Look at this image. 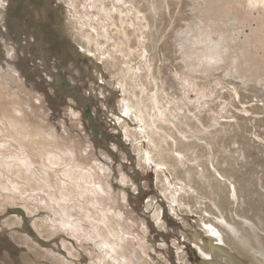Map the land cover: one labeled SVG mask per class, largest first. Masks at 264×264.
Here are the masks:
<instances>
[{
  "label": "rangeland",
  "instance_id": "1",
  "mask_svg": "<svg viewBox=\"0 0 264 264\" xmlns=\"http://www.w3.org/2000/svg\"><path fill=\"white\" fill-rule=\"evenodd\" d=\"M126 1V5H124V2L108 1L111 5L115 3L117 8L113 9L114 16L109 17L105 28L111 36L115 37V42L119 44L123 42L124 46H126V43L132 45V40L134 38L136 40V37L130 35V40L127 41L125 36L126 43L119 38L118 30L122 31V25L133 28L135 35L137 33L141 34L142 30L144 33H154L152 34V41L153 39L157 40L159 46L158 50V46H151L153 47V55L155 50L158 51L153 61L154 69L157 76L170 81L167 84V94L164 93V106L173 109L171 116L179 117L180 120L184 121L181 123L182 130L188 137L183 139L198 143L188 153V165L194 168V180L199 183L202 182L198 179V174H202L200 162H202L206 173L211 171L208 175H212V178L217 175V170H221V172L232 170L233 172H230L233 175L240 176L242 174L239 180H245L249 184L246 189L252 191L251 195L254 192L258 197L257 199H261L256 203L264 202L256 188L264 185V90L251 87L253 82L251 84L247 82L240 84L243 88L240 89V93H236L228 82L239 81L238 77L226 74L222 67L217 71L214 69L215 65L210 64L207 67L210 71L208 76L210 81L206 85H198L194 83V77L191 79L194 85L189 89V98L191 97L190 99L197 104L187 99L184 103L181 100L184 99V84L180 78L175 76L173 64L179 65L182 62V58L178 57L174 42L180 37L179 34L184 28L185 19L189 18L186 11L187 0ZM78 4H81V6L78 7ZM88 4L87 0H71L73 8L70 7L72 10L66 9V11L73 13L75 19L72 18L71 20L74 23L79 22L77 18L80 20L79 15L81 14L85 18L89 17L93 22L98 19L99 16H96L97 10L92 9L90 4L86 6ZM60 6L64 7L61 0H11V3L1 7L9 14L10 18L7 16V24H9L10 30L14 32L13 35L17 37V40L19 38L23 40L21 46L17 40V43L14 44L16 49L19 50L20 48L23 54L21 59L18 60V71L11 74V71H6L0 67V176L4 179L5 185L12 190L10 191L11 194L17 197L15 200L17 203H9L0 208V264H78L75 261L69 263L64 258V255L67 254L66 249L63 248L64 245L61 247L59 243L55 242L56 239L46 238L37 232L33 225L36 220L47 223L49 229H53V225L56 228L61 227L63 230L69 229L64 231L61 237L65 236L64 238L75 244V252L80 254L78 249L82 248V258H85V260L81 264H127L125 261L115 262L114 259L110 258L109 246L104 243L105 240H108V243H116L120 250H124V246H127L126 240H129L141 256L147 255V252L152 255L146 257L152 264H171L169 260L165 259L166 256L171 258L174 264H186V261L189 264H201V255L197 250L194 251L195 247L184 236V233L191 230L189 226H197L199 218L197 214L187 211L188 222L184 223L183 219L172 211V204L169 205V203H172L173 195L169 193L170 196H166L162 193L157 180L156 170L158 167L149 168L148 172H144L141 168V161L145 160L141 159L140 155L145 150L136 152L135 147L138 145L137 141L142 138L138 140L132 139L133 137L127 138V127L108 118L105 110L98 103L99 101L91 98L85 99L77 92L76 89L86 95L88 92L86 87L91 84L94 77L83 69L82 75L76 78L79 81L83 80L86 86L82 83L78 85L69 78L74 74V70L71 72L69 68L75 56H71L72 53L68 44L69 41L72 43L74 41L67 37V33L63 32L64 34H61L64 36L63 39L59 35V33H62V24L58 23L57 25V8ZM63 7L62 9L65 12ZM136 7L148 9L145 12L147 14L148 12L155 14L154 16L150 13L153 17L150 27H146L147 23L141 19L142 13ZM248 10L252 12L254 17L264 20V3ZM63 16H66V14L64 13ZM97 22L101 21L97 20ZM251 24L256 26V20L251 18ZM114 30H116L115 33ZM249 32L250 28L246 27L244 33L248 34ZM216 37L218 38L217 33L212 36L214 39ZM37 42L40 44L39 46ZM95 42L96 47L94 46V48L96 49H94V52L99 54L98 50L107 46L105 37L99 34ZM112 43L114 44V40ZM129 50L130 52L134 51L133 49ZM118 54L120 56L124 55V51ZM258 55L262 57V53ZM131 57L136 64H143L144 62L141 58ZM43 59L46 62V67H41L39 64L44 61ZM84 60L75 58V61H78V69L79 67L82 69L87 63L91 65L89 60ZM149 61L148 58L147 62ZM50 73H54L52 74L53 79L49 77ZM56 76L60 78V84H55L57 95L53 94L51 90L54 87ZM75 76L77 75L75 74ZM149 78L152 81L150 92L154 93L157 89L156 82L152 76ZM120 94L112 97L111 103L115 102L118 96L122 100L124 93L121 92ZM42 96H51V99L44 100L42 104V101H40ZM205 102L209 106H206ZM179 105L181 109H178ZM214 106L217 107L214 108ZM71 107L75 108L77 113H71ZM210 107L215 110H211ZM195 113L203 118V124L197 120ZM179 119L177 121H180ZM188 123L190 124L188 125ZM177 136L183 137V134L179 132ZM190 137L193 139H188ZM48 142L53 146L46 145L47 147H44L43 144ZM67 150H72L80 158L71 161L66 157L61 162L62 164L60 162L56 165L52 163V158L65 156ZM66 154L68 153L66 152ZM211 155L213 156L211 157ZM15 157L21 159L25 164L33 166L39 178L52 184L54 188L57 185V189L60 191L57 190L53 198L47 197L45 191L41 189L39 191L33 190L34 187L23 178H19L16 174L11 175L8 172L6 163ZM189 158L191 159L189 160ZM102 159L106 161V170H102L100 167ZM69 166L71 169L81 170L83 168L93 174L92 186L89 185L88 188H95L99 192L100 197L98 196V200L101 203L92 204L87 202L89 199L86 195L89 193L86 191L87 189L83 190L84 187L79 188L77 174L67 173V170L70 169ZM64 168L65 170H63ZM120 168H123L124 178L130 179L129 182H123ZM172 168L171 166L170 170ZM179 170L181 173H179ZM186 170V167L178 168L179 176L178 178L177 174L174 176L177 184H183V180L188 176ZM213 170L215 172H212ZM160 172L165 178L166 174L163 173V170ZM14 180L20 186L24 185L27 191L16 190L13 185ZM221 180L226 181L222 177ZM65 181L68 183L69 188L64 189L62 192ZM60 183L61 185H59ZM94 183L95 185H93ZM69 184L73 188H70ZM170 186L169 184V188ZM123 187H126V189ZM185 188L190 191L188 186H185ZM48 191H51V189ZM84 191L86 192L84 193ZM189 191L182 192L181 195V200L184 202L181 208H185L184 210H188L186 202H189V198L193 193V191ZM5 199L6 193H2L0 195V206L2 203L9 201ZM25 199L30 203L32 202L34 209L39 208L31 215L29 222L25 221V210L21 209L26 204ZM39 200L40 203L37 208L35 204ZM51 200L56 205L54 210L48 207L45 208L46 201L51 203ZM235 208L237 209L238 205L235 204ZM58 209H62L66 214L65 218L61 219L62 221L59 220V222L55 218ZM157 209L161 212L160 223L163 221L162 224L164 225L162 228L158 226V222L154 219ZM258 211L260 209H257V211L253 208L250 209V213L255 216L260 224V214L263 210ZM105 213L114 215L115 221H117L113 228H110L111 232L108 230L109 226L104 227V223L109 222L106 217H103ZM187 213H190V215ZM250 213L248 212V214ZM14 214L20 216V222L11 219ZM131 240L135 241V244ZM174 241H181L183 250L188 253L187 260L180 259ZM95 244L98 248H105L106 255L102 251H96ZM141 244L144 248L141 247Z\"/></svg>",
  "mask_w": 264,
  "mask_h": 264
},
{
  "label": "bare ground",
  "instance_id": "2",
  "mask_svg": "<svg viewBox=\"0 0 264 264\" xmlns=\"http://www.w3.org/2000/svg\"><path fill=\"white\" fill-rule=\"evenodd\" d=\"M87 1L92 9L95 8L97 10L96 16H99L97 20H100L101 22H97V20L93 22L92 19H89V17L85 18V16H81V14L79 15L80 20L76 17L79 22L77 23L75 21L76 23H74L71 19H75V16L72 12L66 11V9H71L70 7H72L71 0H61V2L64 4V7L60 6L57 8V25L58 23L62 24V33H59L60 37L63 39L64 36L61 34L67 33V37H70L71 41H74V43L69 41L68 44L72 53L71 56H75L69 68L71 72L74 70V74H72V76L69 78H71L72 81L78 85H80L79 83L85 85L83 80L79 81L76 78L82 75V72L84 71L83 69L88 71V73L94 77V79L91 81V84L86 87L88 94L86 93L85 95L83 92L76 89L77 92H79V94L85 99L91 98L93 100L96 99V101H99L98 103L103 107V110H105L108 118L113 119L115 122H120L123 126L125 125L127 127V138L133 137L132 139L135 140L142 138L137 141L138 145L135 147L136 152L145 150V152L140 155L141 159L145 160L141 161V168L144 172H148L149 168L154 166L158 167L156 170L157 180L159 181V187L162 190V193L166 196H170L169 193L173 195L172 203H169V205L172 204V211L176 215L180 216L184 223L188 222L186 217L187 211L192 214H197L199 217L197 226H189L191 230L187 232L188 234L184 233V236L187 237V240L195 247V250H193H197L201 255V264H264V202H260V204L256 203V201L261 199H257L258 197L256 194H254V192L253 195H251L252 191L246 189L249 184L245 182V180H239L241 179L242 174L237 176L231 173L233 172L232 170H225L224 172L217 170V175L213 176L212 178V175H208L209 172L206 173L202 162H200V169H202L203 172L200 170L202 174H198V179L202 182L199 183L196 182L197 180H194V168H191L188 165V153H190L193 148L198 145V143L183 139L188 137L182 130L181 123L184 121L180 120L179 117L171 116L173 109H169L164 106V93L167 94V84L170 83V81L157 76L154 69L155 65L153 61L156 53L158 52L155 50L154 55L152 53L153 47L151 46H158L157 40L153 39L152 41V34L154 33H144L142 30L141 34L137 33V35H135L133 28L127 26L124 27V25H122V31L118 30V37L123 39L126 43L130 40V35H133L138 41H136L134 38L132 40V45H127L126 43V46H124L123 42H121L122 44H119L115 42V37L111 36L105 28L107 26L106 21H108L110 16H114L113 9L117 8L116 4L114 3L111 5V3L108 2L109 0ZM115 1L120 3L124 2V5L127 4L126 0ZM9 3H11V0H0V67L6 71H11L12 74L14 71H18V60L21 59L23 54L20 48L19 50L16 49L14 44H16L18 41L21 46L23 40H20V38L17 40V37L13 35L14 32L10 30L9 24H7V16L9 14L1 9V7ZM186 3V11L189 14V18L185 19L184 28H181L182 31L181 34H179L180 37L179 39L176 38L177 40L174 42L178 57L182 58V62L179 65L173 64L175 76L180 78L184 84V99L181 100H183L184 103L185 99L192 102L193 100L190 99L191 97L189 98V89L191 86L194 85V83L198 85H206L210 81L208 78L210 71L207 69L210 64H212V66L214 64V69L217 71L220 67H222L226 74L228 73L233 77H238L239 81H227L230 87L236 93H240V89L243 88L241 85L247 82L250 84L253 82L251 87L257 89L261 88L264 90V20L254 17L252 12L248 10L249 8L257 7L260 3H264V0H189V2L187 0ZM89 4L86 6H89ZM79 6H81V4H78V7ZM62 7L65 8V12L63 11ZM131 7L133 6L131 5ZM136 8L142 13L141 19L146 21V27H150L153 21V17L150 15V13H152L154 16L155 14L153 12H148V14L145 13L148 9L143 7ZM64 13L66 16H63ZM251 18L256 20V26H252ZM76 24H80L78 25L80 27H78ZM246 27L250 28V32L248 34L244 33V29ZM115 31L116 30H114V33ZM215 33L218 34V38L216 37V39L212 38ZM99 34L105 37L107 46L105 48H100V50H98L99 54H96L94 52V49H96L94 48V44L96 43L95 41ZM125 36L127 37V41ZM113 40L114 44L112 43ZM38 42L37 45L39 46L40 42ZM129 49H133L134 51L130 52ZM158 49L159 46L157 50ZM123 51L124 55L120 56L118 53ZM259 53H262V57L258 55ZM131 56H134L135 59H143V64H136ZM75 58H82L86 61L89 60L92 66L87 63V65L84 64L85 66H83L82 69H80V67L78 69V61L76 62ZM148 58L150 63L147 62ZM39 64L41 67H46L45 60ZM52 74L54 73H50L49 76L51 79H53ZM75 74L77 76H75ZM149 75L152 76L156 82L157 89L154 93L150 92L152 90V81L149 78ZM192 78L195 79L194 83L191 80ZM54 79V90L53 88L51 90L53 94H56L57 92L55 89L56 85L60 84V78L56 76ZM14 81L16 80L14 79ZM28 92L30 93V91ZM121 92L124 93L123 99L120 100L121 98L118 96L115 101L116 103H111L112 97L116 96V94L121 95ZM50 97L42 96V98H40L41 100H39L42 101L43 104L44 100L51 99ZM194 104L197 103L194 102ZM205 105L209 106L207 103ZM216 107L217 106H214V108ZM179 108L181 109L180 105L178 106V109ZM214 108L210 107L211 110ZM70 112L75 113V108L71 107ZM195 117L201 124H203L202 117H199L197 113H195ZM130 119L134 121L132 122ZM178 119L180 121H177ZM189 124L190 123H188V125ZM179 132L183 134V137L177 136V133ZM192 137L188 139H193ZM48 143L43 144L44 147H47L46 145L53 146V144ZM66 152L68 154H66ZM66 152L65 156H56L55 158H52V163L56 165L60 162V164H62L61 162H63L66 157L71 161L77 160L76 158H80L76 153L74 154L72 150H67ZM212 156L213 155H211V157ZM190 159L191 158H189V160ZM6 164L8 172L11 175L16 174L19 178H23L27 183L34 187L33 190L39 191V189H41L42 191H45L47 197L49 196L51 198H53V195L57 190L60 191L57 189V185L55 186L56 188H54L52 184L39 178L38 173H36L34 170L35 168L25 164V162H23L18 157L9 160ZM212 165L214 166L213 163ZM171 166L173 168L170 170ZM100 167L102 170H106L107 167L105 160L102 159ZM179 167H186L188 175L186 179L183 180V184L181 185L177 184L174 178L176 174L177 178L179 176ZM63 170H65V168ZM161 170H163V173L166 174L165 178H163V174L160 172ZM120 171L123 182H129L130 179L126 177L124 178L125 174L123 173L125 172L123 168H120ZM89 172L90 171H86L83 168L81 170L75 168H70L67 170L68 174L78 175L77 179L79 188L84 187L83 190L87 189L86 191L89 193L86 195V197L89 199L87 202L99 204L101 203L98 200L100 197L99 192L95 188H88V186L91 185V181L93 179V174ZM212 172L215 171L213 170ZM136 173L138 174V172ZM179 173H181L180 170ZM221 177L222 179L225 178L226 181L221 180ZM66 181L63 184L62 192L64 189L69 188ZM95 183L93 185H95ZM85 184H87V186H85ZM169 184L171 185L170 188ZM13 185L16 190H20L22 192L27 191V188H24V185L20 186L15 180ZM59 185H61V183ZM69 186L70 188H73L70 184ZM185 186H188L190 191H193L192 196L189 198V202L184 200L187 203L188 210L181 208L182 204L184 203L181 200V195L183 194L182 192L189 191L185 188ZM173 187H175V189H173ZM49 188L51 191H48L50 190ZM123 188L126 189V187ZM256 188L259 191L258 193H260L263 198L262 201H264V185L258 186ZM10 191L12 190L9 189L7 185H5L4 179L0 176V195H2V193H6L5 200H9L4 204L2 203L0 208L9 203H17L15 202L17 197L11 194ZM86 191H84V193ZM65 202L67 203L66 200ZM25 203L26 204L23 205L24 208L21 209L25 210V221L29 222L34 211H38L39 208L37 205H39L40 200L35 204L38 209H34L32 206L33 204H31L32 202L30 203L28 200H26ZM58 203L60 205V202ZM235 204L238 205L237 209L235 208ZM47 207L54 210L56 205L53 201L51 203L46 201L45 208L47 209ZM60 207L62 206L60 205ZM251 208L255 209L256 211L257 209H260V211L263 210L262 214H260V224L255 219V216L250 213ZM248 212L250 214H248ZM190 213L187 214L190 215ZM15 214L12 215L13 217L11 219L20 222V216H15ZM65 216L66 214L63 212V210L58 209L55 218H57V222H59V220L62 221L61 219H64ZM103 217H106V219L109 221L104 223V227L106 228V226H109L108 230L111 232L113 225H115L117 222L115 221V216L110 213H105L103 214ZM154 217V219H156L158 222V226L160 228L164 227L162 224L163 221L160 223L161 212L159 209L155 211ZM43 222L41 223L39 220L34 221L33 225L35 226L37 232L46 238L56 239L55 242L59 243L61 247L64 245L63 248L67 251V254L64 255V258L69 263L72 261H75L78 264L83 263L85 258H82V248H77L80 250V254L75 252V244L71 240L69 241L67 238H64L65 236H63V238L61 237L62 233H64V231H68L69 229L63 230V228L59 227L58 225L57 226L59 228H56L53 225V229H49L46 225L47 223L45 224ZM57 233L61 235H58ZM60 238H62L61 241H59ZM107 241L105 240L104 243L109 246L110 258L114 259L115 262L125 261L127 264H152L149 259L146 258L152 255L147 252V255L141 256L140 252L135 246L132 245L129 240H126L127 246H124V250H120L116 243L112 244L108 243L109 241ZM131 241L135 244V241ZM174 244L177 246L180 259L187 260L186 257L188 253L183 250L181 241H174ZM141 247H143V245ZM95 250L99 252L102 251V253L105 255L107 253L105 248H98L96 244ZM165 259L169 260L171 264H174L171 261V258L166 256ZM186 264L189 263L186 261Z\"/></svg>",
  "mask_w": 264,
  "mask_h": 264
}]
</instances>
